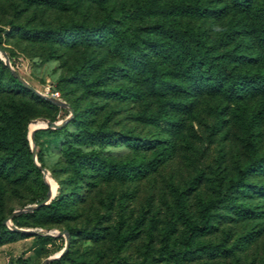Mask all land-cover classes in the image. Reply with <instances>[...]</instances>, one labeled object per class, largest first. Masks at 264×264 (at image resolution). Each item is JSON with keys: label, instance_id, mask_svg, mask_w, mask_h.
Wrapping results in <instances>:
<instances>
[{"label": "rangeland", "instance_id": "obj_1", "mask_svg": "<svg viewBox=\"0 0 264 264\" xmlns=\"http://www.w3.org/2000/svg\"><path fill=\"white\" fill-rule=\"evenodd\" d=\"M145 1L107 0L99 4L92 0H67L68 7L59 9L28 0H0V58L7 56L11 66L37 91H57L60 100L75 108L71 115L63 106L36 107L30 117L27 126L34 129L45 122L33 119L60 121L71 115L59 132H36L34 142L48 171L45 178L28 169L24 170L28 172L26 180L0 176L3 220L15 210L30 209L36 204L45 194L42 181L53 197L59 188L75 192L70 211L45 227L21 226L36 233L24 232L23 237L0 244V264H40L63 250V260L58 257L57 262L52 259L47 264H174L172 256L162 248L163 228L173 224L169 246L173 251L182 248L187 224L199 221V204L207 200H215L211 212L216 221L212 230L196 241L224 242L234 251L218 257L201 254L184 264H264V173L250 171L244 176V186L230 187L233 176L249 159L246 144L254 146L256 155L264 153V108L259 97L235 104L219 94L196 95L190 113H178L168 107V113L183 127L176 133L165 132L149 119L159 110L157 98L146 92L129 95V91L142 89L141 81L125 75L126 65L103 43L70 47L20 34V28L106 23L130 36L156 37L151 26L168 22L169 18L147 12ZM257 7L262 15L264 1L259 0ZM180 24L201 30L213 55L235 47L245 56L238 66L241 70L264 72L263 46L253 36L235 40L227 37L228 18L182 17ZM217 26L223 31H216ZM199 46L201 41H190L192 50L197 51ZM105 68H110L107 87L121 88L124 96L92 93L81 82L92 80ZM32 95L7 85L0 96V113L20 101L35 100ZM81 122L110 134L107 141L80 145L82 152L94 151L110 164L146 162L162 146L169 155L139 179H103L94 167L88 168L81 179H75L68 148L77 146L73 140ZM232 203L247 206V217L233 213L229 207ZM6 223L15 225L12 220ZM67 228L72 229L71 235L59 234Z\"/></svg>", "mask_w": 264, "mask_h": 264}, {"label": "trees", "instance_id": "obj_2", "mask_svg": "<svg viewBox=\"0 0 264 264\" xmlns=\"http://www.w3.org/2000/svg\"><path fill=\"white\" fill-rule=\"evenodd\" d=\"M28 1L59 9L68 7L67 0ZM92 1L103 4L107 0ZM258 1L216 0L215 3H210L209 0H173L170 2L146 0L143 7L147 12L169 18L168 22L151 26V32L156 33V37L139 38L137 34L130 36L126 31L116 29L106 23L99 26L71 23L55 28H20V34L27 39L53 41L70 47L76 45L91 47L103 43L126 65L127 68H123L125 75L129 74L132 79L136 77L141 81L143 90L136 88L129 91V95L140 96L141 92H146L157 98L159 110L154 116L149 117L150 121L165 132L176 133L182 129L183 123L168 113V107L178 113H190L193 108V99L199 94H219L235 104L250 97H259L264 108V72L252 73L241 70L238 66L242 64L245 56L234 50L235 47L232 50H227L224 54L213 55L209 45L202 38L201 30L180 24L182 17L191 19L228 18L229 24L225 34L227 37L235 40L239 37L253 36L260 42L264 50V8H262L261 15V12L257 11ZM193 40L201 41V46L197 51L190 47V41ZM93 63L96 64V62ZM109 69L100 70L92 80L82 79L81 82L92 93L112 94L116 98L124 96L121 88L110 90L107 87L106 80ZM7 85L17 86L31 92L35 100L20 101L9 110L0 113V176L12 180L19 178L26 180L28 172H25V169L34 171L41 176L40 169L35 166L32 160L27 138V133L30 137L31 127H28L27 124L31 115L35 114L36 107L55 109L58 106L51 100L26 88L11 74L9 68L0 58V96L5 93ZM72 109L75 110L74 107ZM80 125L73 140L77 146L68 148L71 172L75 179H81L84 172L92 167L103 179L117 178L122 181L139 179L149 170L155 169L169 155L168 149L162 146L160 151L146 162L129 161L110 164L100 159L94 151L82 152L80 149V145L107 141L110 134L99 128H90L85 122H81ZM61 128L39 130L59 132ZM130 138L136 139L135 136H130ZM246 150L249 159L233 176L230 187L244 186V176L250 171L264 173V153L256 155L251 143L246 144ZM36 157L40 165L43 166L37 143ZM41 183L45 194L37 199L36 203L44 199L48 189L45 182ZM74 196V191L63 192L59 188L57 195L49 203L14 216L11 220L17 227L28 224L45 227L48 223L60 221L69 213L70 203L74 201ZM214 203L215 200L200 202V219L196 223L189 222L187 224L186 240L182 248L176 251L171 250L168 242L173 232V224L168 223L163 228L162 248L172 256L174 264H184L186 260H191L201 254L218 257L233 253L234 249L226 247L224 242L213 244L196 241L198 236L209 233L213 228V223L216 220L211 209ZM229 207L233 213L241 217H247L250 212V209L241 203H232ZM27 219L32 222H28ZM2 221L3 218H0V244L25 235L24 232L8 228ZM66 231L71 235V228H67ZM42 236L41 234L40 237ZM63 258L64 253L58 260H63ZM58 260L53 261L57 262Z\"/></svg>", "mask_w": 264, "mask_h": 264}, {"label": "water", "instance_id": "obj_3", "mask_svg": "<svg viewBox=\"0 0 264 264\" xmlns=\"http://www.w3.org/2000/svg\"><path fill=\"white\" fill-rule=\"evenodd\" d=\"M0 52H2L1 48H0ZM2 60H3L4 64L9 68L11 74L14 77H16L26 88H28L30 91L34 92L35 94H37V95H39V96H41V97H43L45 99L51 100L52 102H54L58 106L67 107L69 109V111L71 112V115H72L73 109L65 101H62L60 99H55V98H52V97H49V96H46V95L40 93L31 84H29L23 77H21L19 75V73L11 66V63H10V61H9L7 56L4 55ZM71 115L69 117H67L65 120H60V121H53V120H49V119H46V118H40V119H33L32 120L33 122H37L38 120H40L42 122H45L44 125H40V126H37L36 128H34L33 131L30 134V137H28V133H27V138H28V141H29V146H30V150H31V156H32L33 163L35 164L36 167H38L40 169V171L43 174L44 178H45L46 174H48V171H47V169L45 167L41 166L40 163L37 161L36 144L34 142L35 133L39 129H59V128L63 127V125L67 122L68 119H70ZM46 183H48V182H46ZM52 198H53V195H51L50 188H49V190L46 193V196L44 197V199L42 201H40L39 203L34 204L30 209L22 208V209H18V210L13 211L11 214H9L3 220V223L7 224L6 221L7 220H11L14 216H18V215H20V214H22L23 212H26V211H32L33 209L38 208L39 206H41L43 204L49 203V201ZM8 228H10L12 230L20 231V232H34V233H36L33 230H26V229H23L21 227H17L15 225L8 226ZM62 233H65L66 235H68L66 230H63L62 232H59V234H62ZM45 235H52V234L46 233ZM63 251H61L58 256L46 258L40 264H47L52 259H57L58 257H60V255L63 253Z\"/></svg>", "mask_w": 264, "mask_h": 264}, {"label": "built area", "instance_id": "obj_4", "mask_svg": "<svg viewBox=\"0 0 264 264\" xmlns=\"http://www.w3.org/2000/svg\"><path fill=\"white\" fill-rule=\"evenodd\" d=\"M44 95L49 96V97H52V98H55V99H60L59 98V94H58L57 91H51L50 93L47 92Z\"/></svg>", "mask_w": 264, "mask_h": 264}, {"label": "clouds", "instance_id": "obj_5", "mask_svg": "<svg viewBox=\"0 0 264 264\" xmlns=\"http://www.w3.org/2000/svg\"><path fill=\"white\" fill-rule=\"evenodd\" d=\"M216 31H223V29L222 28H220L219 26H217V28H216Z\"/></svg>", "mask_w": 264, "mask_h": 264}, {"label": "bare ground", "instance_id": "obj_6", "mask_svg": "<svg viewBox=\"0 0 264 264\" xmlns=\"http://www.w3.org/2000/svg\"><path fill=\"white\" fill-rule=\"evenodd\" d=\"M33 131V129L31 128V132ZM50 192H51V190H50ZM7 221H10V220H7ZM9 226V225H8Z\"/></svg>", "mask_w": 264, "mask_h": 264}]
</instances>
